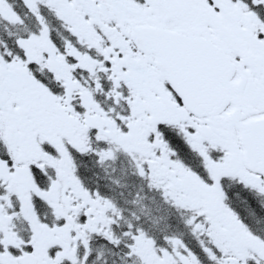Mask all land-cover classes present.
Listing matches in <instances>:
<instances>
[{
  "label": "snow or ice",
  "instance_id": "obj_1",
  "mask_svg": "<svg viewBox=\"0 0 264 264\" xmlns=\"http://www.w3.org/2000/svg\"><path fill=\"white\" fill-rule=\"evenodd\" d=\"M0 264H264V0H0Z\"/></svg>",
  "mask_w": 264,
  "mask_h": 264
}]
</instances>
